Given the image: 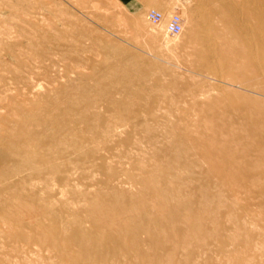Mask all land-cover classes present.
Returning a JSON list of instances; mask_svg holds the SVG:
<instances>
[{
	"label": "rangeland",
	"instance_id": "obj_1",
	"mask_svg": "<svg viewBox=\"0 0 264 264\" xmlns=\"http://www.w3.org/2000/svg\"><path fill=\"white\" fill-rule=\"evenodd\" d=\"M207 1L0 0V171L1 173H5L4 170H6V175L8 174L5 177L1 176L2 174L0 175V204H3V207L0 206V264H142L140 261L133 259L132 250L135 248V244L132 236L124 232L125 228H128V224L131 221H135L136 214L144 212V217L141 218L143 225L150 226L151 220H156V222H159L160 225L162 224L166 228H169V225H173V231H178L180 234L183 233L181 236L184 235L185 229L190 227L189 225L177 223V221L170 222L172 220L168 218L167 212L163 209L164 206L162 204L164 203H162L163 201L160 202L153 187L155 182H151L154 181L152 177H150L151 179L149 178L157 166H166L168 165L166 164L167 162L169 164L173 163L175 166L173 170L175 168L177 171H171L170 176L174 174L173 178L171 177L172 180H177L176 182H178L179 178V182L181 180L183 183H188L187 180H190L191 184L188 183L189 186L186 187L185 185L182 189H177L180 190L179 193L182 196L183 202H177V205L173 201L171 202L172 204L169 202V205H171L168 209H175L181 215H185L186 208L194 213L195 211H200L199 213H201L204 210L203 213L205 212V215L202 213L201 215L203 216L201 217V221H199L202 232L190 229V234L187 232L189 237L187 235L186 237L191 239V242L189 240L183 248L178 245L179 243L176 240H172L168 236L166 239L157 240V233L155 232L152 233L151 237L140 235L139 250L147 252L151 258L150 264H192V262L194 264H241V261L244 264H264V171L258 172L257 170H253L249 163L241 164V168L248 171L247 174L243 177L234 175L235 179L230 180L225 186H221L216 179L206 180L199 174L196 175L194 172L191 173L190 170L182 169L188 163V159L191 160L195 154L194 149L192 153L189 152L192 148L187 147V149H184L186 156L185 154L177 153L178 155L181 154L178 156L170 148L171 145L177 142L180 143V140L182 142L184 134H188L189 136L194 135L196 129H193V123L201 122L211 115L210 111L200 107V104L207 100L223 102L224 106L226 104L225 101H229V105L226 104L225 109L227 107L229 109L230 107L232 108L230 110L227 109L228 112L231 110V112L237 111L238 109L235 106H238L240 109L238 111L242 110L240 113H245L244 110L248 112L247 109H243L240 106L243 103L241 98L239 99L242 102L238 100L241 102L238 103V101H233L234 99L237 100L236 98L231 100L232 98L225 97L227 95H220L223 88L227 87L231 91H239L242 94L239 95L240 97H243V94L249 96L251 93L236 89V87H245L249 83L248 81V83L245 82L247 80L245 78H243L245 81L243 79L242 81L239 80L243 74L240 73V78L235 79V75L238 72L233 71L234 68L229 70L232 66H229L230 68L228 67V69L225 68L228 66V63H226L228 61L224 62L226 66H222L221 64L223 63H220L213 67H206L199 61L198 56L200 55V51L208 47V44L214 40V38L212 39L209 36L207 30L213 21V16L210 14L211 9L214 6L215 8L212 10H216V8L222 6V3H224V6L235 2L234 0H211V3L209 0V4ZM150 10H155L162 15L163 21L160 24L154 25L147 20V13ZM176 15L183 20V31L178 36L166 34V24L172 16ZM103 17L109 21H106ZM215 22H217L218 28L222 29V23ZM155 31H158V35ZM245 32L248 34V37L250 36L252 45H256L259 40L251 36L252 32L256 31L247 30ZM194 37L197 39L196 42L194 41ZM202 38L207 40L205 41ZM153 40L158 45V47L157 45L154 46V50L156 51L153 50L152 46L148 45V41ZM198 40L202 43L201 45ZM166 42L170 43V45L166 46ZM117 46H119L118 49ZM156 47L158 49L160 47L162 50L160 49L157 52L158 49H155ZM230 54L228 58L233 59L235 54ZM156 56L162 60L156 61L159 64L158 66L163 67V69L166 68L165 71L162 69L159 72L161 74L156 73L155 71L157 70H154L156 65L152 66L153 68L148 67L150 69H145L146 74H152V72L154 74L145 79L147 82L144 86L145 93L148 92L152 95L149 94V97L145 96L135 106L133 104L131 106V109H133L130 113V110H128L130 115H127L126 112L129 121L132 119L131 123L136 125L135 130L132 129L131 131V128L128 127L119 128L120 132L119 136H117L118 138L120 137L119 139L117 137H105L106 139H102V129L110 119H113V116L102 106L103 104L100 101H94L89 104L94 108L88 111L89 113L87 112L91 116V120H96V124L94 122L92 124V130L95 128L93 131L91 130L93 132L91 134L94 135L93 137H90L92 135H87L89 132L86 129L84 130V127L86 128L85 125H79L78 129L75 128L73 131L72 129L74 128L70 129L66 125L62 126L61 123L59 124L62 121L60 119L63 118L64 122L65 119L67 121L70 118H75L77 119L76 121L79 118L81 121L84 116L86 104L84 100H82L84 102L81 101V97L84 95L82 85H84V89L88 84L91 85L90 87L94 86L98 88L103 81H101V78L103 79L104 76L103 72L110 69L112 71L115 67L122 64L126 65L130 63L129 65L131 66L147 64L153 60L151 58ZM244 57L245 55H243ZM124 61L125 63H123ZM102 68H104V71ZM32 72H34V76H31V79L25 78V73L30 74ZM257 72L261 73L259 70ZM19 75L22 77L21 79ZM76 75L78 77L80 75V77L78 78ZM256 76L258 77L255 78L252 75L253 79H259L258 82L261 81L259 83L261 84L263 82L261 74ZM252 77L248 79L250 80ZM117 81L120 83H114L115 89L126 86H122L126 84L124 81H119L118 79ZM241 82L246 84L244 85ZM75 88L78 89L76 90ZM20 89H25L22 92L26 93H22ZM79 89L81 92L78 91ZM79 93L83 94L80 95ZM248 96L247 99L249 100L250 98L249 101H251L252 96L249 98ZM11 102L14 103L16 109L12 107L13 104ZM191 103H196V105ZM235 103L238 105H235ZM243 104L245 108V103ZM192 105L195 107H192ZM234 107L235 110H233ZM153 111L155 114H153ZM94 112L96 113L95 115ZM30 113H34V115ZM60 114H63L65 117ZM32 115L33 117L36 116L35 119ZM29 116L33 118L31 119L32 121L29 120ZM92 116L95 117L92 119ZM133 116L137 118L135 117V119ZM36 119L38 120L34 121ZM189 119L191 120L189 121ZM144 121L145 123L147 122L145 131H143L144 127L141 130V124ZM169 121L173 122L167 123ZM44 122L47 123L49 128ZM53 122L57 125L59 124L56 127L61 126L62 128H58V131L54 130L53 125L55 124ZM182 125L187 128L185 129ZM52 127L53 129H51ZM148 128L150 132L147 130ZM46 129H50V133ZM52 130L59 132L56 134L57 136L51 134L52 132L55 134ZM198 131H201V129ZM232 131L236 132L235 129ZM34 132L46 135V140L50 138L49 140L51 141L53 137H56L57 141H63L66 144L64 148L68 149L66 151L68 156L66 157L70 161L68 162L69 168L67 165L65 168L63 166V168L60 167L64 163L60 158H57L56 162L48 163L47 161L41 164L43 160L40 157L33 156L34 158L31 157L32 165H25L22 162V158L30 152L33 153L34 149L24 146L21 148L22 146L20 147L19 145L24 143L25 138L28 139L34 134L38 135ZM27 134H30L29 137ZM20 135L22 136L20 137ZM9 137L11 139H8ZM14 137L16 138L13 139ZM148 137L149 139L153 137L152 139H154L155 144L152 143L154 145L148 142ZM180 137L182 139H179ZM20 138L23 139V142H21L22 139L20 140ZM155 138H159V140H155ZM57 141H51L53 144L56 143L53 146H59ZM51 142H45V145L46 143V146L52 145ZM158 142L160 143L158 144ZM171 142L174 144H171ZM42 144L41 148L44 149V143ZM67 144L71 147L67 146ZM57 148L59 149L60 147ZM62 148L61 146L60 149L62 150ZM78 148L79 150H76ZM188 148L190 149L189 151ZM27 149L31 151L29 152ZM76 152L77 154H74ZM85 153L87 154L85 155ZM172 153L176 156L174 157ZM181 156L186 159L183 160L184 158H181ZM177 157H179V161ZM197 158L201 164L200 167L203 169L206 167L207 169L209 165L202 160L200 161L199 156ZM39 162L40 164H38ZM215 162L216 164L219 163V165H215L218 170L220 169L219 171L225 172L228 170L225 162H221L217 158L214 160ZM160 163L162 165H159ZM34 165L38 169L43 167L40 169L41 171L44 170V167H47L46 169L48 170L50 166H53L54 169L55 165V167L57 166V170L60 168L59 174L66 175L65 173L69 171L67 175H70L71 178L69 176H57V174L51 176V172L49 173V170L47 172L46 169L44 170L46 173L38 171L40 174L38 172L35 173L34 170L29 171V169H33L32 166ZM49 169L52 168L50 167ZM176 173H179L180 177ZM47 176L50 178L49 180H47ZM51 177L54 178L52 179ZM65 178L66 180H64ZM169 178L168 180H170L171 184L174 186L178 185L179 182H171ZM196 179L199 180L196 181ZM151 187H153V192ZM141 189L144 191H140ZM121 190L125 191L128 195L132 194V197L136 198L130 199L131 196H129L130 201L128 197L125 198L122 205L124 208L121 206L118 211L105 215L102 212L103 208L101 206H105L104 203L106 204L110 194L115 191L120 192ZM95 192L98 194L99 192L100 194L103 192L104 196L105 192L107 194L110 193L106 195L108 197L106 199L103 196L99 198ZM85 193L87 196H85ZM137 193L142 196L140 197ZM154 193L156 198H154ZM219 193L223 195L221 196ZM183 194L185 195L183 196ZM203 194L207 197L205 199L206 203L203 202L205 198L202 196ZM81 195H84V200L81 198L83 197ZM96 196L98 197V201L95 198ZM79 198L81 199L79 200ZM184 198H188V202ZM93 202L94 206L92 205ZM129 206L134 207L135 214L131 216V220L127 223V219L120 214V209L127 212L129 211ZM214 207H218L219 210L218 208L215 210ZM44 209L49 211H45ZM147 210L151 214H145ZM210 212L213 213L214 217L211 216ZM68 214L69 219L66 218ZM161 217H163L164 222H160L163 221ZM76 219H80L79 222L82 220V224H78L75 221ZM64 220H67V222H64ZM60 221L64 222L63 225ZM71 221L77 223L72 224ZM1 222L5 223L2 224ZM66 223H69L70 225L68 226L70 227ZM81 225L82 227L80 228ZM67 230H69L68 233ZM211 232L214 233L211 234ZM234 233L237 234L235 235ZM214 234L216 235L214 236ZM206 235L215 237L209 243L207 242L210 245L202 244V241L201 243H197ZM227 236L228 239L226 238ZM231 236L233 237L232 239ZM190 237H193V239ZM172 248H176L177 252H175L169 263H164V257L172 254ZM122 250H125L123 255L120 254ZM156 255H159V257Z\"/></svg>",
	"mask_w": 264,
	"mask_h": 264
},
{
	"label": "bare ground",
	"instance_id": "obj_2",
	"mask_svg": "<svg viewBox=\"0 0 264 264\" xmlns=\"http://www.w3.org/2000/svg\"><path fill=\"white\" fill-rule=\"evenodd\" d=\"M211 1V0H210ZM214 1V0H213ZM235 2L233 3V4H227V5H224L223 6V4L224 3H222V6H220L219 8H216V10H212V9H214L215 7L213 6V8L211 9V11H210V14L213 16V21H212V23H211V25L208 27V34H209V36L213 39L214 38V40H212L209 44H208V47H206L205 49H203V47H202V49L203 50H201L200 51V55L198 56L199 57V61L200 62H202L203 64H204V66H206V67H213V66H215V65H218V64H220V63H223V64H221L222 66L223 65H225L226 63H228V66H226L225 68H227L228 69V67L230 66H232L231 67V69H229V70H232V68H234L233 69V71H235V72H238V74H236L235 76V79L236 78H240V73H242L243 75H242V78L241 79H239V80H241L242 81V79L243 78H245V79H247L245 82L246 83H248L245 87L244 86H242V87H236V89H238V90H245V92H249V93H251V94H249V96H248V98L249 97H251V101H249L250 100V98H249V100L247 99V96H245V94H243L244 96L243 97H240L239 95L241 94V93H239V91H237V90H233V91H231L230 89H228L225 85H223V86H225L226 88L224 89L223 88V91H221L220 92V95H222V96H225V95H227V96H225L226 98H232L231 100H233V98H236L237 100H233V101H241V99H242V101H243V103H245V108L243 107L244 106V104L243 103H241V102H239L238 101V103H241V105L240 106H242V108L243 109H247L248 110V112H246V110H244V112L245 113H240V112H242V110L241 111H238V110H240L239 108H238V106H235V107H237V111H238V113H237V111L235 110V107L233 108V110H235V112H228V110L227 109H229V107H227V109H225V106H226V104L227 105H229L228 103H229V101L227 102V101H225V100H223V101H225V106L223 105V102H216V101H214V100H207V101H205V102H203V103H201L200 104V107L201 108H205V109H207L208 111H210L211 112V115L208 117V118H206V119H204V120H202L201 122H198V123H193L192 121H193V118H192V123H193V129H196V131H195V133H194V135H192V136H189L188 134H184L183 136H182V138H184L183 139V141L181 142V140H180V143H176V144H174L173 142H171V144H174V145H171L170 146V148H172L171 150L175 153V154H177V153H181V154H185V156H186V152H185V150L184 149H187V147H191L192 149H191V151H189L190 149L188 148V151L189 152H192V150L194 151V155L192 156V158H191V160H189L188 159V163L186 164V165H184V167L182 168V169H186V170H190L191 171V173L192 172H194L196 175H200L201 177H204V179H206V180H210V179H216V180H218V182H219V184L221 185V186H225V184L226 183H228L230 180L232 181L233 179H235L234 177L237 175V177H243V176H245L246 174H247V172L248 171H246L245 169H242L241 168V164H245V163H249L250 164V166H252V169L253 170H257L258 172H263L264 171V0H248V2H247V0H234ZM209 4H210V2H209V0L207 1ZM211 3H212V1H211ZM89 5V4H88ZM212 5V4H211ZM210 5V6H211ZM216 7H218L217 5H215ZM26 7V6H25ZM89 7V6H88ZM14 8V7H13ZM20 8V7H19ZM21 10V9H20ZM151 11H155V10H150L149 12H151ZM21 12V11H20ZM40 12V11H39ZM149 12L147 13V20H148V14H149ZM157 12V11H156ZM25 13V12H24ZM58 14V13H57ZM209 14V13H208ZM177 16V15H176ZM211 16V17H212ZM60 17H62V16H60ZM161 17H162V15H161ZM173 17V16H172ZM171 17V18H172ZM179 17V16H178ZM104 19H105V17H103ZM123 18V17H122ZM171 18L169 19V21H168V23L166 24V34L168 33L169 34V32H168V25H169V22H170V20H171ZM180 19H181V17H179ZM106 21H109L107 18L105 19ZM149 21V20H148ZM163 21V17L161 18V21L158 23V24H160L161 22ZM183 20L181 19V23H183L182 22ZM215 21H218V23L220 22V23H222V29L221 28H218V26H217V22H215ZM150 22V21H149ZM185 22V21H184ZM108 23V22H107ZM110 23V22H109ZM126 23V22H125ZM151 23V22H150ZM152 24V23H151ZM158 24H154V25H158ZM185 24V23H184ZM133 25V24H132ZM191 25H193V24H191ZM182 26V25H181ZM50 28V27H49ZM63 28V27H62ZM67 30V29H66ZM153 30V29H152ZM156 30V29H155ZM247 30H253V31H256V32H252V35L251 36H253V38L255 37V38H257L259 41H258V43L256 44V45H252V42H251V40H250V36L248 37V34H246V32L245 31H247ZM154 31V30H153ZM152 31V32H153ZM159 31V30H158ZM157 31V32H158ZM183 30H182V27H181V31L177 34V35H173V36H178V35H180L181 34V32H182ZM51 32H52V30H51ZM156 32V31H155ZM157 32H156V34H157ZM160 32V31H159ZM193 32V31H192ZM192 32H191V34H192ZM195 32V31H194ZM56 33V32H55ZM154 33V32H153ZM57 34V33H56ZM63 34V33H62ZM198 34V33H197ZM53 35V34H52ZM158 35V34H157ZM192 36V35H191ZM48 37V36H47ZM127 37V36H126ZM51 38V37H50ZM52 38H53V36H52ZM51 38V39H52ZM55 38V37H54ZM165 38V37H164ZM163 38V39H164ZM168 38V37H167ZM56 39V38H55ZM194 39H195V37H194ZM203 40H205L204 38H202ZM32 40V39H31ZM196 40L197 39H195L194 41L196 42ZM207 40V39H206ZM205 40V41H206ZM167 41V40H166ZM171 41V40H170ZM199 41V40H198ZM3 42V41H2ZM32 42V41H31ZM174 42V41H173ZM194 42V43H195ZM5 43V42H4ZM167 44H166V46L169 44L170 45V43H168V42H166ZM172 43V42H171ZM198 43V42H197ZM199 43H200V41H199ZM160 44V43H159ZM202 43H200V45H201ZM204 44V43H203ZM8 45V44H7ZM148 45L149 46H152L153 47V50H154V46H156L157 45V43H156V41L154 42V40L153 41H148ZM192 45H194L193 43H192ZM15 46H16V44H15ZM161 46H162V44H161ZM160 46V47H161ZM163 46H165V45H163ZM12 47H14V46H12ZM17 47V46H16ZM121 47V46H120ZM157 47H158V45H157ZM155 48V49H158V48ZM159 47V49L157 50V52L161 49L162 50V48H160ZM188 47H190V46H188ZM195 47V46H194ZM119 48V46H117V49ZM167 48V47H166ZM13 49V48H12ZM165 49V48H164ZM124 51V50H123ZM122 51V52H123ZM154 51H156V50H154ZM165 51V50H164ZM151 52V51H150ZM118 53V52H117ZM148 53V52H147ZM152 53V52H151ZM230 53H232V54H235L234 55V57H233V59H230V58H228V56H229V54ZM54 54H56V53H54ZM146 54V53H145ZM126 55V54H125ZM160 55V54H159ZM231 55V54H230ZM243 55H245V57L243 58ZM247 55H249V56H247ZM158 56V55H157ZM157 56L156 57H154V58H151V59H153L152 61H150V62H148L147 64H143V65H133V66H131V65H129V64H126V65H118L117 67H113L112 69V71H105V72H103L102 74H104V76H103V79L101 78V81H99V82H101L100 84L101 85H99L98 86V88H95L94 86H92V87H94V88H92V87H90L91 85H89L88 84V82H87V84H88V86H86L85 87V89H84V85H82L83 86V90H84V95L81 97L82 99H81V101L82 100H84V101H82V102H84L86 105V107H85V110H84V116L82 117V119H81V121L79 120V118H78V121H76L77 119H73V118H70V119H67V121H66V119H65V122L63 121V119H60V120H62L61 122H59V124L61 123V125L62 126H65L66 125V127H70V129H72V128H74V129H72L73 131L75 130V128H77L78 129V126L79 125H85L86 126V128L84 127V130L86 129V131L87 132H89V133H87V135L89 134V136L90 135H92L93 134V130L95 129V128H93V130H92V127H93V125L92 124H94L95 123V121H94V117L95 116H92V119L93 120H91V116L89 115V114H87V112L88 111H90L91 109H93L94 107H92V106H90L89 104H91V103H93L94 101H100V103H102L103 105L102 106H104L105 107V109L109 112V114H111L112 116H113V119H110L109 120V122L104 126V128L102 129L103 131V134H101V135H103L102 136V139L104 138V139H106V138H108V137H110V138H112V137H117V136H119L118 134H119V128H131V131H132V129L133 130H135V128H136V125H134V124H132L131 122L133 121L131 118V120L129 121V119L127 118V115H130L129 113L131 112V110L133 109H131V106L134 104V106H135V104H138L140 101H141V99L142 98H145V96H147V97H149V94L150 95H152L151 93H145V90H144V86H145V83L147 82V81H145V79H147L148 77H151L152 75H154L153 74V72H152V74H146L145 73V69H150V68H148V67H151V68H153L155 65V69L154 70H157V71H155L156 73H159L162 69H163V67H160V66H158L159 64H157V62L156 61H162L161 59H159V57L157 58ZM233 56V55H232ZM66 57V56H65ZM230 57V56H229ZM148 58H149V56H148ZM232 58V57H231ZM17 59H19V58H17ZM125 59V58H124ZM123 59V60H124ZM256 59V60H255ZM43 60V59H42ZM254 60H255V62H254ZM21 61V60H20ZM44 61H46V60H44ZM43 61V62H44ZM47 61H48V59H47ZM50 61V60H49ZM154 61H155V63H154ZM225 61H228V62H226V63H224ZM51 62V61H50ZM46 63V62H45ZM123 63H125V61L123 62ZM258 63V64H257ZM77 64V63H76ZM95 64V63H94ZM97 64V63H96ZM25 65H27L26 63H25ZM22 66V65H21ZM153 66V67H152ZM29 67V66H28ZM35 67V66H34ZM147 67V68H146ZM229 67V68H230ZM26 68V67H25ZM77 68V67H76ZM104 68H106V67H104ZM104 68H102L103 69V71H104ZM46 69H48V68H46ZM71 69V68H70ZM78 69V68H77ZM107 69V68H106ZM105 69V70H106ZM166 69V68H165ZM165 69H163L164 71H165ZM256 69H258L259 71H261V73H258L257 71H256ZM31 70V69H30ZM108 70V69H107ZM152 70V69H151ZM20 71V70H19ZM102 71V70H101ZM255 71V72H254ZM23 72H24V70H23ZM22 72V73H23ZM29 72V71H28ZM73 73V72H72ZM75 73V72H74ZM77 73V72H76ZM148 73H149V71H148ZM254 73H256V75H258V74H261V77H262V80H263V82L261 83V84H259L260 82H258V80L259 79H256V80H254L253 78L255 77H258V76H256V75H254ZM258 73V74H257ZM159 74H161V73H159ZM21 75V74H20ZM20 75H19V77H20ZM252 75L254 76V77H252ZM25 78H30L31 79V76H34V72H32V73H25ZM77 77H78V75H76ZM79 77H80V75H79ZM78 77V78H79ZM86 77V76H85ZM173 77V76H172ZM175 77V76H174ZM250 77H252L250 80L248 79V78H250ZM22 77H20V79H21ZM233 78V77H232ZM23 79H24V77H23ZM117 79L120 81V80H122V81H124L126 84H123L122 86H124V85H126L125 87H123V88H117V89H115L114 88V83H120V82H118L117 81ZM226 79H227V77H226ZM225 78H224V80H226ZM77 80V79H76ZM117 82H116V81ZM224 80H223V82H224ZM20 81V80H19ZM25 81H26V79H25ZM75 81V80H74ZM86 81V80H85ZM115 81V82H114ZM175 81H177V80H175ZM235 81V80H234ZM248 81V82H247ZM77 82V81H76ZM96 82V81H95ZM228 82V81H227ZM23 83H24V80H23ZM79 83V82H78ZM225 83V82H224ZM242 84L244 83V82H241ZM246 83H244V85L246 84ZM26 84H27V81H26ZM26 84H24V85H26ZM85 84V83H84ZM173 84V83H172ZM78 85V84H77ZM81 85V84H80ZM79 85V86H80ZM116 85V84H115ZM161 85V84H160ZM97 86V85H96ZM148 86V85H147ZM223 86H221V87H223ZM229 86V85H228ZM18 87H19V85H18ZM25 88H26V86H24ZM59 87V86H58ZM77 87V86H76ZM231 87V86H230ZM23 88V87H22ZM38 88V87H37ZM76 89V88H75ZM78 89V88H77ZM76 89V90H77ZM115 89V90H114ZM151 89V88H150ZM158 89V88H157ZM4 90V89H3ZM25 90V89H24ZM23 89H20V91L22 92V91H24ZM28 90V89H27ZM52 90V89H51ZM113 90V91H112ZM166 90V89H165ZM17 91V90H16ZM19 91V90H18ZM53 91V90H52ZM51 91V92H52ZM65 91V90H64ZM78 91H80V89L78 90ZM158 91V90H157ZM240 91V92H241ZM81 92V91H80ZM22 93H24V92H22ZM26 93V92H25ZM24 93V94H25ZM50 93V92H49ZM57 93V92H56ZM60 93V92H59ZM63 93V92H62ZM155 93H156V90H155ZM2 94H3V92H2ZM58 94V93H57ZM80 95L81 94H83V93H79ZM167 94V93H166ZM164 95H165V93H164ZM242 95V94H241ZM2 96V95H1ZM4 96V95H3ZM48 97V96H47ZM146 97V98H147ZM163 97H165V96H163ZM206 97V96H205ZM253 97H255V98H253ZM6 98H8L7 96H6ZM208 98V97H207ZM239 98H241V99H239ZM246 98V99H245ZM148 99V98H147ZM157 99V98H156ZM8 100V99H7ZM11 100H13V99H11ZM15 100V99H14ZM79 100V99H78ZM163 100V99H162ZM230 100V101H231ZM169 101V100H168ZM193 101V100H192ZM233 101H231V102H233ZM15 102H17L16 100H15ZM173 102V101H172ZM12 103V102H11ZM83 103V104H84ZM96 103H98V102H96ZM144 103V102H143ZM145 103H146V101H145ZM222 103V104H221ZM13 105H12V107H14V109H16L15 108V106H14V103H12ZM77 104V103H76ZM83 104H81V105H83ZM141 104V103H140ZM183 104V103H182ZM191 104H194V105H196V103H191ZM237 103H235V105H236ZM243 104V105H242ZM11 105V104H10ZM18 105V104H17ZM81 105H79V106H81ZM100 105V104H99ZM238 105V104H237ZM133 106V107H134ZM239 106V107H240ZM19 107V106H18ZM22 107V106H21ZM91 107V108H90ZM99 107V106H98ZM157 107H158V105H157ZM191 107V106H190ZM192 107H195V106H193L192 105ZM11 108V107H10ZM84 108V107H83ZM138 108V107H137ZM232 107H230V109H231ZM241 108V107H240ZM241 108V109H242ZM12 109V108H11ZM82 109V108H81ZM100 109V108H99ZM148 109V108H147ZM198 109V108H197ZM229 109V110H230ZM95 110H97V109H95ZM102 110H103V108H102ZM128 110H130L129 111V113H128ZM199 110V109H198ZM22 111V110H21ZM65 111V110H64ZM64 111H63V114H64ZM106 111V112H107ZM156 111V110H155ZM177 111V110H176ZM70 112V111H69ZM86 112V113H85ZM93 112V111H92ZM126 112H127V115H126ZM201 112V111H200ZM67 113V112H66ZM89 113V112H88ZM183 113V112H182ZM30 114H33L34 115V113H30ZM29 114V115H30ZM37 114V113H36ZM59 114V113H58ZM62 114V115H63ZM78 114V113H77ZM92 114V113H91ZM96 113L94 112V115H95ZM150 114V113H149ZM153 114H155V112L153 111ZM157 114V113H156ZM163 114V113H162ZM33 115H32V117H33ZM56 115H57V113H56ZM55 115V116H56ZM61 115V114H60ZM61 115V116H62ZM93 115V114H92ZM106 115V114H105ZM139 115H141V114H139ZM145 115V114H144ZM195 115V114H194ZM60 116V117H61ZM64 116V115H63ZM75 116V115H74ZM78 117H79V115H77ZM177 116V115H176ZM187 116V115H186ZM28 117V116H27ZM30 117V116H29ZM32 117H30V119L29 120H31V119H35V117L36 116H34L33 118ZM59 117V118H60ZM65 117V116H64ZM76 117V116H75ZM134 117V116H133ZM136 117V116H135ZM134 117V118H135ZM141 117V116H140ZM194 117V116H193ZM55 118V117H54ZM53 118V119H54ZM68 118H69V116H68ZM137 118V117H136ZM135 118V119H136ZM146 118V117H145ZM144 118V119H145ZM177 118V117H176ZM186 118V117H185ZM52 119V120H53ZM96 119V118H95ZM143 119V118H142ZM141 119V120H142ZM188 119V118H187ZM203 119V118H202ZM38 119H36V120H34V121H37ZM108 120V119H107ZM140 120V119H139ZM191 119H189V121H190ZM32 121V120H31ZM59 121V120H58ZM105 122H106V120H104ZM52 122V121H51ZM94 122V123H93ZM172 123L173 121H169V122H167V123ZM45 124H46V126L48 127V125H47V123L46 122H44ZM54 123V122H53ZM147 123V122H146ZM146 123H145V121H144V123H142L143 124V126H142V124H141V130H142V128L144 129L143 131H145V129L147 128V125H146ZM149 123V122H148ZM162 123V122H161ZM184 123V122H183ZM55 124V123H54ZM58 124V125H59ZM96 124V123H95ZM98 124V123H97ZM179 124H181V123H179ZM178 124V125H179ZM56 125L57 124H55V125H53L54 126V130H59L58 128H60V127H56ZM57 125V126H58ZM77 125V127H75ZM92 125V126H91ZM140 125V124H139ZM168 125V124H167ZM146 126V127H145ZM151 126V125H150ZM168 126H171L170 124L168 125ZM180 126V125H179ZM182 126H184V125H182ZM191 126V125H190ZM46 127V128H47ZM138 127V126H137ZM140 127V126H139ZM154 127V126H153ZM185 127V126H184ZM49 128V127H48ZM55 128H57V129H55ZM62 128V127H61ZM98 128V127H97ZM155 128H157V127H155ZM187 127H185V129H186ZM190 128V127H189ZM51 129H53V127L51 128ZM64 129H65V127H64ZM68 129V128H67ZM139 129V128H138ZM163 129V128H162ZM191 129V128H190ZM201 129V131H198V130H200ZM236 130V132H234V131H232V130ZM38 130V129H37ZM43 130H45V129H43ZM48 130V132H49V130L50 129H46V131ZM54 130H52V131H54ZM92 130V131H91ZM123 130V129H122ZM121 130V131H122ZM125 130V129H124ZM149 132H150V130H149V128L147 129ZM176 130V129H175ZM192 130V129H191ZM66 131V130H65ZM79 131V130H78ZM100 131V130H99ZM98 131V132H99ZM142 131V132H143ZM147 131V132H148ZM172 131V130H171ZM193 131V130H192ZM8 132V131H7ZM40 132V131H39ZM39 132H34V133H37L38 135H36V134H34V135H32L30 138H28V139H24V143L22 144V145H19L21 148H23V146L24 147H29L30 149L31 148H33L32 150L34 151V152H36V153H31L28 149V151L30 152V153H28V154H26L23 158H22V162L23 163H25V165H32L31 163V157H33V156H35V157H40L42 160H43V162H41V164H44V162H47L48 161V163H52V162H56L57 161V158H60V160H62L64 163H63V165H61L60 167L61 168H65V166L67 165V167L69 168V163L68 162H70L68 159V157H66V156H68V154H67V150L68 149H66V148H64V147H66L65 145V143L63 142V141H57V139H56V137H53V139H51V141H57L58 142V145L59 146H53L54 144H56V143H54L53 144V142H51L48 138H47V140H46V135H40V133ZM55 132V131H54ZM70 132V131H69ZM149 132H148V134H149ZM154 132V131H153ZM174 132V131H173ZM191 132V131H190ZM4 133V132H3ZM14 133V132H13ZM24 133V132H23ZM50 133V132H49ZM57 133H59V132H55V134L52 132L51 134H53V136L54 135H56ZM63 133V132H62ZM73 133H75V132H73ZM92 133V134H91ZM95 133H97V132H95ZM122 133H124L123 131H122ZM133 133V132H132ZM187 133V132H186ZM236 133V134H235ZM46 134H47V132H46ZM78 134V133H77ZM163 134H164V132H163ZM12 135V134H11ZM28 135V134H27ZM30 135V134H29ZM29 135H28V137H29ZM48 135V134H47ZM101 135H99V136H101ZM122 135V134H121ZM151 135V134H150ZM10 136V135H9ZM22 135H20V137H21ZM34 136V137H33ZM46 136V137H45ZM49 136H51V135H49ZM57 136V135H56ZM63 136V135H62ZM88 136V137H89ZM94 135H92V136H90V137H93ZM16 137H19V136H16ZM16 137H14L13 139H15ZM52 137V136H51ZM73 137V136H72ZM106 137V138H105ZM62 138V137H61ZM118 138V137H117ZM120 138V137H119ZM118 138V139H119ZM137 138V137H136ZM153 138V137H152ZM152 138H150L149 139V137H148V142H153L154 143V139H152ZM181 137L179 138V139H182ZM8 139H11L10 137L8 138ZM22 138H20V140H21ZM89 139V138H88ZM87 139V140H88ZM91 139V138H90ZM93 139V138H92ZM96 139V138H95ZM101 139V140H102ZM164 139V138H163ZM49 140V141H48ZM59 140V139H58ZM61 140V139H60ZM65 140V139H64ZM98 140V139H97ZM134 140V139H133ZM155 140H159V138H155ZM9 141V140H8ZM16 141V140H15ZM113 141V140H112ZM115 141V140H114ZM168 141V140H167ZM21 142H23V139L21 140ZM20 142V143H21ZM45 142H51V144L52 145H48V146H46L47 145V143H46V145H45ZM94 142V141H93ZM156 142V141H155ZM42 143H44V146H46V147H44L43 146V148L44 149H42L41 147V145H43ZM75 143V142H74ZM117 143V142H116ZM150 143V144H151ZM152 143V144H153ZM160 142H158V144H159ZM162 143V142H161ZM69 144V143H68ZM67 144V146H70V145H68ZM71 144H73V143H71ZM155 144V143H154ZM153 144V145H154ZM9 145V144H8ZM63 147L62 148V150L60 149L61 148V146ZM170 145V144H169ZM186 147H185V146ZM9 146H12V145H9ZM76 146V145H75ZM84 146V145H83ZM159 146V145H158ZM182 146V147H181ZM57 147H60L59 149L57 148ZM71 147V146H70ZM85 147V146H84ZM184 147V148H183ZM55 148H57V149H55ZM68 148V147H67ZM88 148V147H87ZM155 148V147H154ZM24 149H26V148H24ZM38 149H40V150H38ZM66 149V150H65ZM86 149V148H85ZM17 150V149H16ZM38 150V151H37ZM76 150H79V148L78 149H76ZM80 150H82V149H80ZM170 150V151H171ZM19 151V150H18ZM17 151V152H18ZM70 151H71V149H70ZM167 151H168V149H167ZM166 151V152H167ZM171 151V152H172ZM187 151V150H186ZM188 151H187V153H188ZM6 152V151H5ZM9 152V151H8ZM27 152V151H26ZM25 152V153H26ZM40 152H41V154H40ZM94 152H96V151H94ZM170 152V153H171ZM79 153V152H78ZM101 153V152H100ZM193 153V152H192ZM74 154H77V152L76 153H74ZM82 154V153H81ZM84 154V153H83ZM87 153H85V155H86ZM173 154V153H172ZM181 154H177L178 156H180ZM191 154V153H190ZM72 155V154H71ZM71 155H69V157L71 156ZM80 155V154H79ZM174 155V154H173ZM3 156V155H2ZM23 156V155H22ZM21 156V157H22ZM176 155H174V157H175ZM188 156V155H187ZM197 156H199V159H200V161L202 160V161H204L207 165H209L208 167H207V169H206V167H205V169H203L202 167H200L201 166V164H200V162H199V160H198V158H197ZM76 157L78 158V156L76 155ZM20 158V157H19ZM34 158V157H33ZM32 158V159H33ZM70 158H72V157H70ZM178 158V161H179V157H177ZM181 158H184L183 160H185L186 158L185 157H182L181 156ZM188 158H190V157H188ZM216 158L217 159H220L221 160V162H225V164H227V171H225V172H221V171H219L218 170V168L216 167L217 165H219V163L218 164H216V162L214 163V160H216ZM14 159V158H13ZM155 159V158H154ZM35 160V159H34ZM39 160V159H38ZM41 160V161H42ZM59 160V159H58ZM84 160V159H83ZM152 160V159H151ZM16 161V160H15ZM40 161V160H39ZM80 161V160H79ZM61 162V161H60ZM59 162V163H60ZM84 162V161H83ZM82 162V163H83ZM180 162H181V160H180ZM187 162V161H186ZM185 162V163H186ZM93 163V162H92ZM162 163V162H161ZM159 164V165H162V164ZM176 164H177V162H175ZM179 163V162H178ZM202 163V162H201ZM36 164V163H35ZM38 164H40V162L38 163ZM46 164V163H45ZM94 164V163H93ZM166 164H168V165H166V166H163V167H158L157 166V168H155L154 170H153V173L149 176V178L150 177H152V180H154V181H151V182H155L153 185V187L155 188V191H156V193H157V197L159 198V200H160V202L161 201H163L162 203H164V204H162L164 207H163V209L165 210V212H167V216H168V218L170 219V220H172V221H170V222H174V221H177V223H182V224H185V225H189L190 227H187V229H185L186 231H184V235L183 236H181L182 234H180L178 231L176 232V231H173L174 230V228H173V225H169V228H166V227H163L162 226V224L160 225V223L159 222H156V220H151L152 222H151V225L149 226V225H143L142 223H141V218H143L144 217V215H143V213H139V214H136V219H135V221H134V218H133V221L134 222H130V223H132V224H128V228L126 227L125 228V233H129L131 236H132V238H133V242H134V244H135V248L132 250L133 251V259L134 260H136V261H140L142 264H150V256L147 254V252H143V251H140L139 250V238H140V235H144V236H152V233H157V240L159 239V241L160 240H163V239H166L167 238V236L168 237H170L172 240H176L177 241V243H179L178 245H180V246H182V248L185 246V245H187V242L190 240V242H191V239H189L188 237H189V234H190V229L191 230H195V231H198V232H202V230H201V226H200V223H199V221H201V217L203 216V215H205V212L203 213V211H201V213H199L198 211H195V213L194 212H191V210H189V209H187L186 208V210H185V215H181L178 211H176L175 209L173 210V209H168L169 208V206L172 204L171 202L173 201V202H175V204L177 205L178 203L177 202H183V199L181 198L182 196H180V193H179V191L180 190H177V189H182L185 185H186V187L187 186H189V184H190V180H187L188 181V183L187 182H185V183H183L181 180H180V182H179V178H178V182H176L177 180H172L171 179V177L172 176H174V174L172 175V176H170L171 175V171H174L175 170V168H174V170H173V167H175L174 166V164L172 163V164H169L168 162L166 163ZM48 165H51V164H48ZM216 165V166H215ZM222 165V164H221ZM23 166H24V164H23ZM42 166H44V165H42ZM47 166V165H46ZM63 166V167H62ZM80 166V165H79ZM223 166V165H222ZM17 167H19V166H17ZM21 167V166H20ZM33 167V169L31 168V169H29V171L31 170H34L35 171V173L36 172H40L41 170L40 169H42V168H40V169H38V168H36V166L34 165V166H32ZM49 167V166H48ZM52 169H53V166H50ZM49 167V168H50ZM57 167V166H56ZM55 167V165H54V169H56V170H52V169H49L48 168V170H49V173L51 174V176H55L56 174H57V176L58 175H60V176H69L70 177V175H67L68 174V172H64L66 175H64L63 173V175H61V174H59V169L57 170V168ZM70 167H71V165H70ZM72 167H73V165H72ZM82 167V166H81ZM139 167V166H138ZM179 167H180V165H179ZM210 167V168H209ZM30 168V167H29ZM35 168V169H34ZM47 168V167H46ZM45 167H44V170L46 169ZM150 168H152V167H150ZM177 168V167H176ZM7 169V168H6ZM73 169V168H72ZM71 169V170H72ZM180 169H181V167H180ZM17 170V169H16ZM23 170V169H22ZM44 170H42V171H44ZM47 170V169H46ZM48 170H47V172H48ZM63 170H65V169H63ZM146 170H149V169H146ZM13 171V170H12ZM12 171H11V173H12ZM42 171H41V173H42ZM73 171H74V169H73ZM126 171V170H125ZM141 172H142V170H140ZM144 171V170H143ZM176 171V170H175ZM185 171V170H184ZM4 172L5 173H1V171H0V175L1 176H3V177H5V176H7L6 175V173H7V171L6 170H4ZM18 172V171H17ZM21 172V171H20ZM38 172V173H39ZM45 172V171H44ZM177 172V171H176ZM179 172H181V171H179ZM46 173V172H45ZM61 173V172H60ZM174 173V172H173ZM185 173V172H184ZM19 174V173H18ZM22 174V173H21ZM24 174V173H23ZM31 174V173H30ZM40 174V173H39ZM69 174H71V173H69ZM136 174V173H135ZM177 174V173H176ZM186 174V173H185ZM11 175V174H10ZM38 175V174H37ZM36 175V176H37ZM48 175V174H47ZM147 175V174H146ZM178 176H179V173L177 174ZM194 175V174H193ZM235 175V176H234ZM23 176V175H22ZM49 176V175H48ZM46 177L47 178V180H49L50 178L49 177ZM195 176V175H194ZM193 176V177H194ZM234 176V177H233ZM21 177V176H20ZM66 177V178H67ZM143 177V176H142ZM170 177V178H169ZM180 177V176H179ZM192 177V178H193ZM199 177V176H198ZM12 178H13V176H12ZM25 178H27V177H25ZM31 178V177H30ZM52 178V177H51ZM54 178V177H53ZM52 178V179H53ZM66 178L64 179V180H66ZM71 178V177H70ZM69 178V179H70ZM73 178V177H72ZM168 178L169 179H171V182L172 181H174V182H176V183H178V185L176 186H174L173 184H171L169 181L170 180H168ZM173 178V177H172ZM19 179V178H18ZM43 179V178H42ZM60 179V178H59ZM68 179V178H67ZM151 179V178H150ZM5 180V179H4ZM3 180V181H4ZM14 180V179H13ZM46 180V181H47ZM199 180V179H198ZM197 179H196V181H198ZM6 181V180H5ZM30 181V180H29ZM186 181V180H185ZM213 181V180H212ZM215 181V180H214ZM45 182V181H44ZM66 183H67V181H65ZM150 182V181H149ZM182 182V183H181ZM21 183V182H20ZM29 183V182H28ZM192 183V182H191ZM48 184V183H47ZM46 184V185H47ZM215 184V183H214ZM213 184V185H214ZM5 185V184H4ZM11 185V184H10ZM63 185H64V183H63ZM191 185V184H190ZM65 186V185H64ZM136 186V185H135ZM220 186V187H221ZM21 187V186H20ZM23 187V186H22ZM125 187V186H124ZM142 187V186H141ZM153 187H151V189L153 188ZM13 188V187H12ZM24 188V187H23ZM50 188V187H49ZM214 188V187H213ZM31 189V188H30ZM143 189V188H142ZM140 190V191H144V190ZM145 189V188H144ZM176 189V190H175ZM204 189V188H203ZM208 189V188H207ZM217 189V188H216ZM222 189V188H221ZM223 189H224V187H223ZM32 190V189H31ZM111 190V189H110ZM115 190V189H114ZM185 190H186V188H185ZM213 190H215V189H213ZM113 191V190H112ZM111 191V192H112ZM137 191V190H136ZM177 191H178V193H177ZM200 191V190H199ZM206 191V190H205ZM17 192H19V191H17ZM31 192V191H30ZM76 192V191H75ZM86 192V191H85ZM108 192V191H107ZM152 192H153V189H152ZM215 192V191H214ZM20 193V192H19ZM22 193V192H21ZM24 193V192H23ZM77 193H79V192H77ZM76 193V194H77ZM96 193V192H95ZM94 193V194H95ZM110 193V192H109ZM108 193V194H109ZM218 193V192H217ZM216 193V194H217ZM26 194V193H25ZM29 194V193H28ZM27 194V195H28ZM97 194V196H99V198H100V196H103V197H105L106 199L108 198L106 195H108L106 192H105V196H104V194H103V192L100 194V192H99V194L98 193H96ZM138 194V193H137ZM136 194V195H137ZM220 194V193H219ZM135 195V196H136ZM139 196H140V194H138ZM185 194H183V196H184ZM205 195H207V194H205ZM221 195V194H220ZM223 195V194H222ZM221 195V196H222ZM60 196H61V194H60ZM81 196H83V197H81ZM81 196H79V197H81L83 200H84V195H81ZM85 196H87L86 195V193H85ZM95 197L96 199L98 198V197ZM129 196H131L130 197V199H132V198H136V197H132V194L131 195H128L125 191H118V192H114V193H112V194H110L109 195V198H108V200H107V202H106V204L104 203V205L105 206H101L102 208H103V210H102V212L105 214V215H107V213L109 214V213H114V212H116V211H118V209L119 208H121V206L123 205V202H124V200H125V198H127L128 197V199H129ZM142 196V195H141ZM140 196V197H141ZM202 196H204V194L202 195ZM94 197V196H93ZM205 198H204V201H203V199H201L203 202H205L206 203V201H205V199L207 198L206 196H204ZM81 198H79V200L81 199ZM90 198V197H89ZM154 198H156V195H155V193H154ZM157 198V199H158ZM186 198V197H185ZM184 198V200H186L187 201V199H185ZM202 198V197H201ZM220 198V197H219ZM234 198V197H233ZM92 199V198H91ZM130 199H129V201H130ZM235 199V198H234ZM2 200V199H1ZM93 200V199H92ZM153 200V199H152ZM190 200V199H189ZM214 200V199H213ZM41 201V200H40ZM82 201V200H81ZM97 201H98V199H97ZM102 201V200H101ZM156 201V200H155ZM207 201H209V200H207ZM210 201H212V200H210ZM235 201V200H234ZM1 202H3V201H1ZM96 202V201H95ZM169 202L171 203L170 205H169ZM188 202V201H187ZM16 203V202H15ZM80 203V202H79ZM84 203V202H83ZM98 203V202H97ZM212 203V202H211ZM2 204V203H1ZM0 204V206H2L3 207V204L1 205ZM174 204V205H175ZM207 204H208V202H207ZM210 204V203H209ZM52 205V204H51ZM89 205H91V204H89ZM92 205L94 206L95 204H94V202L92 203ZM103 205V204H102ZM198 205H199V203H198ZM202 205V204H201ZM200 205V206H201ZM206 205V204H205ZM215 205V204H214ZM218 205V204H217ZM223 205V204H222ZM188 206V205H187ZM210 206V205H209ZM216 206V205H215ZM220 206V205H219ZM45 207V206H44ZM48 207V206H47ZM51 207V206H50ZM67 207V206H66ZM72 207H73V205H72ZM130 207V206H129ZM128 207V208H129ZM205 207V206H204ZM75 208V207H74ZM76 208H78V207H76ZM122 208H124L123 206H122ZM133 206H131L128 210L129 211H124L123 209H120L121 210V213L120 214H122L123 216H124V218L125 219H127V223L131 220V216L133 215V214H135V212H134V210H133ZM203 208V207H202ZM206 208V207H205ZM215 208V207H214ZM216 208H218V207H216ZM216 208H215V210H216ZM43 209V208H42ZM47 209V208H46ZM71 209V208H70ZM81 209V208H80ZM209 209V208H208ZM221 209H222V207H221ZM24 210V209H23ZM45 210V209H44ZM50 210H51V208H50ZM145 210V209H144ZM198 210V209H197ZM215 210H213L214 212H215ZM218 210H219V208H218ZM42 211V210H41ZM45 211H49V210H45ZM74 211V210H73ZM98 211V210H97ZM212 211V212H213ZM65 212V211H64ZM71 212V211H70ZM101 212V213H102ZM140 212V211H139ZM209 212V211H208ZM212 212H210L211 214H209V215H211V216H213V213ZM9 213H11V212H9ZM47 213V212H46ZM51 213V212H50ZM66 213V212H65ZM69 213V212H68ZM77 213V212H76ZM75 213V214H76ZM147 213H150L149 212V210H147V212L145 213V214H147ZM203 213V215H201ZM217 213V212H216ZM53 214V213H52ZM55 214V213H54ZM151 214V213H150ZM208 214V213H207ZM49 216H50V214H48ZM71 215V214H70ZM104 215V216H105ZM121 215V216H122ZM160 216H161V214H159ZM4 216V215H3ZM65 216V215H64ZM67 217L66 218H68V216H69V214L68 215H66ZM76 216V215H75ZM82 216V215H81ZM13 217V216H12ZM71 217V216H70ZM73 217V216H72ZM83 217V216H82ZM147 217V216H146ZM145 217V218H146ZM214 217V216H213ZM215 217H217V216H215ZM231 217V216H230ZM42 218V217H41ZM40 218V219H41ZM81 218V217H80ZM88 218H90V217H88ZM149 218V217H148ZM153 218V217H152ZM163 217H161V219H162ZM4 219V218H3ZM2 219V220H3ZM44 219V218H43ZM69 219V218H68ZM74 219V218H73ZM72 219V220H73ZM82 219V218H81ZM109 219V218H108ZM149 219H151V218H149ZM234 219V218H233ZM1 220V221H2ZM6 220V219H5ZM8 220V219H7ZM80 220V219H79ZM79 220H75V221H77L78 222V224H82L81 222H83L82 220L79 222ZM87 220V219H86ZM90 220V219H89ZM92 220V219H91ZM105 220V219H104ZM163 220V219H162ZM67 222V220H64V222ZM68 221H70V220H68ZM234 221V220H233ZM42 222V221H41ZM59 222V221H58ZM60 222H62L61 224L63 225V221H60ZM72 222V224H76L77 222H75V223H73V221H71ZM85 222V221H84ZM89 222V221H88ZM148 222H150V221H148ZM160 222H164V220L163 221H160ZM215 222H217V221H215ZM2 223V222H1ZM5 223V222H4ZM4 223H2V224H4ZM45 223V222H44ZM86 223V222H85ZM92 223V222H91ZM114 223V222H113ZM167 223V222H166ZM236 223V222H235ZM67 224V226L68 225H70L69 223H66ZM87 224H90V223H87ZM212 224V223H211ZM216 224V223H215ZM65 225V224H64ZM167 225V224H166ZM79 226V225H78ZM87 226V225H86ZM64 227V226H63ZM68 227H70V226H68ZM82 227V225L80 226V228ZM85 227V226H84ZM250 228V227H249ZM80 230V229H79ZM213 230V229H212ZM259 230V229H258ZM68 231L69 230H67V233H68ZM84 231V230H83ZM214 231V230H213ZM236 231V230H235ZM1 232V231H0ZM61 232H62V230H61ZM187 232L189 233V234H187ZM207 232V231H206ZM66 233V234H67ZM82 233V232H81ZM205 233V232H204ZM214 233V232H213ZM212 232H211V234H213ZM240 233V232H239ZM63 234H64V232H63ZM208 234V233H207ZM230 234V233H229ZM235 234V233H234ZM237 234V233H236ZM235 234V235H236ZM65 235V234H64ZM82 235V234H81ZM186 235L188 236V237H186ZM192 235V234H191ZM209 235V234H208ZM208 235H206L203 239H200L198 242H197V240H196V242L197 243H201V241H202V244H207V242L209 243L210 241H212V239H214L215 237V235L216 234H214V236H212V237H210V236H208ZM227 235V234H226ZM8 236H10V235H8ZM233 237H234V235H233ZM232 236H231V239L233 238ZM11 238V237H10ZM190 238H192L193 239V237H190ZM227 239H228V236L226 237ZM230 238V237H229ZM227 239H225L226 241H227ZM235 239H236V237L234 238V241H235ZM230 241V240H229ZM195 242V241H194ZM233 242V241H232ZM167 243V242H166ZM110 244V243H109ZM207 245H210V244H207ZM127 246V245H126ZM144 246V245H143ZM142 246V247H143ZM174 246V245H173ZM172 246V247H173ZM96 247V246H95ZM175 247V246H174ZM256 247V246H255ZM254 247V248H255ZM263 247V246H262ZM179 248H181V247H179ZM186 248H187V246H186ZM185 248V249H186ZM211 248V247H210ZM1 249V248H0ZM147 249V248H146ZM260 249V248H259ZM108 250V249H107ZM126 250H128V249H126ZM182 250H184V249H182ZM181 250V251H182ZM123 251V252H122ZM121 251V255H123L124 254V251L125 250H122ZM147 251H148V249H147ZM207 251H208V248H207ZM254 251H255V249H254ZM263 251H264V247H263ZM107 252V251H106ZM175 252H177V250H176V248H172V254H169V255H167V256H165L164 257V263H169L171 260H172V258H173V255L175 254ZM183 252V251H182ZM209 252V251H208ZM198 253V252H197ZM204 253V252H203ZM252 253V252H251ZM62 254V253H61ZM108 254V253H107ZM194 255V254H193ZM156 256H158L159 257V255H156ZM125 257V256H124ZM237 257V256H236ZM122 258V257H121ZM123 259V258H122ZM121 259V260H122ZM132 260V259H131ZM195 260V259H194ZM27 261V260H26ZM123 261V260H122ZM135 261V262H136ZM193 261V260H192ZM191 261V262H192ZM241 264H244L243 263V261H241L240 262ZM245 263H246V261H245ZM179 264H181V263H179ZM192 264H194L193 262H192Z\"/></svg>",
	"mask_w": 264,
	"mask_h": 264
},
{
	"label": "built area",
	"instance_id": "obj_3",
	"mask_svg": "<svg viewBox=\"0 0 264 264\" xmlns=\"http://www.w3.org/2000/svg\"><path fill=\"white\" fill-rule=\"evenodd\" d=\"M161 14L156 11H151L148 14V20L152 24H158L161 21ZM181 19L178 16H173L168 25V32L170 35H177L181 31Z\"/></svg>",
	"mask_w": 264,
	"mask_h": 264
}]
</instances>
